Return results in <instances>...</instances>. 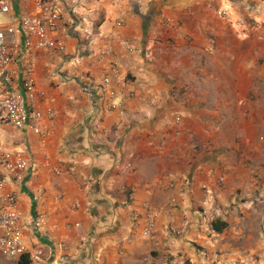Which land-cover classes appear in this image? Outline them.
<instances>
[{
	"label": "crops",
	"instance_id": "1",
	"mask_svg": "<svg viewBox=\"0 0 264 264\" xmlns=\"http://www.w3.org/2000/svg\"><path fill=\"white\" fill-rule=\"evenodd\" d=\"M34 1L13 0L15 26ZM51 1L68 55H32L31 105L55 99V132H21L13 147L32 164L13 188L27 244L42 264H227V231L211 223L228 224L234 190L253 188L264 163V0ZM29 60H14L20 92ZM111 61L125 100L113 111L100 90ZM145 207L155 241L133 221Z\"/></svg>",
	"mask_w": 264,
	"mask_h": 264
},
{
	"label": "built area",
	"instance_id": "2",
	"mask_svg": "<svg viewBox=\"0 0 264 264\" xmlns=\"http://www.w3.org/2000/svg\"><path fill=\"white\" fill-rule=\"evenodd\" d=\"M13 0H0V13L11 16ZM62 13L59 1L35 0L33 12L21 18L17 26L11 23L0 29V129L3 126L20 131H33L42 137H51L55 132L56 111L55 99L50 98L43 109L33 108L31 103L39 91L34 80L36 68L33 54L36 51L55 52L67 57L64 35L58 30ZM124 13L121 12L116 25L122 26ZM23 34L18 41L17 33ZM9 36V39L6 36ZM127 51L134 52L130 45H125ZM21 51L29 56L26 78L23 81L22 92L14 88L17 71L13 64L16 55ZM105 56L113 57L114 50L106 45ZM115 62L111 61L101 75L100 90L105 96L106 107L109 111L120 108L125 101L116 85L123 82ZM180 116L173 117V124L179 125ZM2 134L0 133V137ZM32 169L26 151L13 147H3L0 143V259L17 261L26 255L30 264H42L44 252L40 247L27 244L24 237L22 218L23 213L18 197L13 190L23 174ZM71 171H74L72 168ZM60 170H55L59 174ZM205 188V187H203ZM174 202V199H171ZM157 213L150 207L141 212H135L133 221L143 223L142 236L155 241V225ZM145 264H177L171 260L156 261L148 257Z\"/></svg>",
	"mask_w": 264,
	"mask_h": 264
},
{
	"label": "rangeland",
	"instance_id": "3",
	"mask_svg": "<svg viewBox=\"0 0 264 264\" xmlns=\"http://www.w3.org/2000/svg\"><path fill=\"white\" fill-rule=\"evenodd\" d=\"M12 20V16L0 13V29L4 31ZM252 22L259 23L255 20ZM6 37L9 39L8 35ZM0 133L3 147H25L20 131L3 126ZM26 155H29L28 151ZM254 169L256 181L253 188L234 190L233 199L227 206L225 218L228 224L225 229L228 243L234 249L229 253L232 259L227 264H264V163L256 165ZM0 264H15V261L0 259Z\"/></svg>",
	"mask_w": 264,
	"mask_h": 264
},
{
	"label": "trees",
	"instance_id": "4",
	"mask_svg": "<svg viewBox=\"0 0 264 264\" xmlns=\"http://www.w3.org/2000/svg\"><path fill=\"white\" fill-rule=\"evenodd\" d=\"M98 24L99 22L96 23L95 26L97 27ZM211 227L215 232H222L227 227V224L219 220H215L211 223ZM16 264H30V261L26 255H23L16 261Z\"/></svg>",
	"mask_w": 264,
	"mask_h": 264
}]
</instances>
